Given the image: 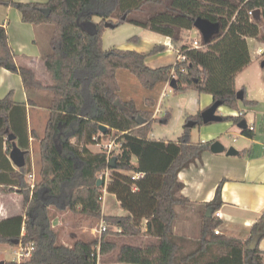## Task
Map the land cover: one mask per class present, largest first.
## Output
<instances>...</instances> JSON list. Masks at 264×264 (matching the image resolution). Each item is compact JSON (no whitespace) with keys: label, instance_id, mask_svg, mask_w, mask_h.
<instances>
[{"label":"trees","instance_id":"obj_1","mask_svg":"<svg viewBox=\"0 0 264 264\" xmlns=\"http://www.w3.org/2000/svg\"><path fill=\"white\" fill-rule=\"evenodd\" d=\"M0 3L17 7L25 23L53 27L51 51L43 58L50 77L45 84L33 68L18 63L7 28L0 24V68L19 74L27 92L46 91L50 96L43 135L39 137L34 130L30 133L39 137L40 181L32 188L27 180L31 160L30 152L25 151L26 162L16 172V185L0 186L6 192L19 189L23 196V213L0 219V243L15 245V240L19 241L17 245L33 243L32 255L22 264H98L99 240L78 237L71 245L62 242L54 225L52 209H55L71 212L79 227L106 223L99 264H193L210 247L216 248L214 259L204 264H264L259 248L264 239V211L247 240L214 232L221 225L215 213L223 204V181L213 200L206 204L214 212L204 218L196 249L179 256L180 241L173 229L177 207L190 202L182 193L184 183L179 173L201 158L213 141L194 142L187 126L177 140L149 138L157 119L156 99L146 98L141 107L135 99L122 98L118 77L120 69L127 70L146 90L175 79V93L189 89L208 93L214 102L221 101L239 112L241 103L248 108L257 106L258 101L248 99L246 94L243 100L237 98L236 79L253 61L248 38H257L264 44V0H0ZM258 9L260 15H250V11ZM95 16L100 17L99 22L94 21ZM198 18L218 28L201 40L204 48H192L184 42L185 31L195 28ZM86 21L92 24L89 28L84 24ZM106 22L130 23L167 36L179 50L185 51L187 61L149 67L147 56L163 51L164 45H156L150 53L117 47L105 49ZM16 105L13 92L0 98V139L15 134L12 112ZM223 118L239 124L244 114ZM169 119L168 113L160 121L167 123ZM190 120L197 121L196 126L204 124L201 112L189 116L186 122ZM102 125L107 126L105 131L100 128ZM242 133L253 138L255 129L250 130L248 125ZM97 135L101 141L107 136L116 138L121 151H112L109 158L105 150H91L89 147L97 143ZM29 137L28 134L26 142L19 138L25 148ZM9 151L8 146L6 152ZM107 168L111 176L107 183L103 180L98 186V174ZM136 173L143 175L133 178ZM105 186L128 214L103 213L101 197ZM139 236H145L146 240L138 243Z\"/></svg>","mask_w":264,"mask_h":264},{"label":"crops","instance_id":"obj_2","mask_svg":"<svg viewBox=\"0 0 264 264\" xmlns=\"http://www.w3.org/2000/svg\"><path fill=\"white\" fill-rule=\"evenodd\" d=\"M14 1L47 2L48 0ZM0 24H4L7 28L10 44L18 55V63L33 68L37 76L45 84H48L50 82V77L44 67L43 61L44 56L51 51V34L49 33L50 30L48 26L33 25L23 22L22 13L17 7L2 3H0ZM217 29V26L214 25L212 32L209 34L216 32ZM143 31L144 32H141L140 35L135 36L136 39H133L139 41L140 45H129L130 47L126 50H134L136 48V51L150 53L156 45H164L165 49L163 51L147 56L146 64L151 68L174 64L177 58L176 50L179 49V46L173 44L171 39L167 36L161 34L157 36L150 33V30L147 29ZM188 32L190 33V30L185 31V33ZM200 32L204 38L205 34L202 30H200ZM194 40L198 39L195 38ZM250 41V38H248V45ZM247 71H250L249 73L253 76V84L257 85L259 89L258 95H254V92L249 91L247 87L237 86V89L243 88L242 90H244L248 99L258 101V105L252 108L243 107V104H240L241 112L244 114L243 120L245 119L248 125H254L255 136L250 138L243 135L242 128L239 127V124H235L228 120H223V124L220 123L223 121H219L207 124L204 123L201 126L200 141L214 142L219 140L225 146V150L215 153L209 149L202 154L201 158L197 159L189 167L184 168L179 173V178L184 183L182 193L190 201L185 205L177 207L178 215L174 222L173 229L180 241L179 256L194 252L196 249V242L202 236L204 218L209 209L206 204L215 197L216 189L221 181H223V204L216 211L215 215L219 213L218 217L221 220V225L217 228H219L222 235L247 240L250 237L252 226L263 214L264 108L262 107L264 105V87L263 89L260 88V81H262L264 86V76L259 73V71L261 73L264 72L263 63L261 62V64H259L253 60L249 67L237 76L236 85L238 79L247 73ZM118 77L120 80L119 75ZM121 78L124 81L125 78L132 80L131 85L127 83L124 88L122 86L123 81L120 82L121 93L124 89L128 95V97L124 99H135L138 103L139 94H143L140 99L143 105L145 104L146 98L156 99L157 106L154 118H157V113L162 110V104L160 107V102L163 100L162 97L170 87L173 88L171 84L169 82L162 83L155 89L145 92L139 88L130 74L123 72ZM9 92H13L14 99L17 102L12 112L15 134H12L10 138L4 136L3 139H0V186L16 185V172L19 170V166H17L18 164H16V162L15 164L12 162L11 157L15 155L24 158L25 151L30 152V164L32 169L30 173L36 175L35 151L37 147L40 159L39 137L44 133L39 127L43 126L49 114L45 102L50 96L46 91L27 92L19 74L6 68H0V98L5 97ZM136 93L139 94L136 95ZM189 93H192L191 96L196 93V96L193 103L191 101L187 103L186 110L183 114L184 118L189 114H198L214 103L212 95L208 93H200L198 91ZM32 103H34V105H32ZM256 108H259V113ZM247 109L253 112L252 123L248 121ZM218 113L223 117L231 115L236 116L239 114V111L230 107H219ZM25 115L26 126L24 124ZM32 130L36 131L39 137L31 135L30 133ZM28 134L30 136L28 148H25L20 143L19 138L21 137L26 142ZM8 140L10 143L7 142ZM8 146L10 148L9 153L6 152ZM89 148L94 150L93 146ZM229 148H233L236 153L228 154L227 151ZM5 152L8 153V155H6ZM133 160L136 162L137 158L134 157ZM28 175L27 180L30 182ZM22 213L23 196L20 194L19 189H15L11 192L0 190V219L9 218ZM24 233L25 230L23 228L22 234ZM64 243L71 245L66 242ZM8 246V243H0V264L8 262L4 254L9 252L11 248L17 252L19 244L17 245L16 243L13 246ZM210 248L211 249H208V253L205 256L193 264H204L206 261L214 259L216 248ZM259 248L264 255V239L260 242ZM13 261L18 262L19 258L17 257L13 259Z\"/></svg>","mask_w":264,"mask_h":264},{"label":"rangeland","instance_id":"obj_3","mask_svg":"<svg viewBox=\"0 0 264 264\" xmlns=\"http://www.w3.org/2000/svg\"><path fill=\"white\" fill-rule=\"evenodd\" d=\"M94 21L99 22L100 17L95 16ZM84 24L86 26H88V28H89V25H92L91 22H89V21H86ZM43 25L48 26V28L50 30L49 33L52 36V33H53L52 25H50V24H43ZM199 29L200 28L196 26L195 28L190 30V33L189 32L185 33L184 34V42L191 46L193 43V40L195 38L198 40H201L203 38V36H202V33L200 32ZM143 30H144L143 27L133 25L130 23L120 24V25H117L113 28L112 27H106L105 33L103 36L104 47H105V49H110L112 47L117 46V48L121 47L124 49H128L130 47L129 45L135 44V46H139L140 42L137 40H133L132 38L140 35L141 32H144ZM150 33L155 34L157 36H160V34H157L155 32L150 31ZM250 40L251 41L249 44V50H250L252 60H255L256 63L261 64L262 61L264 62V54L258 52V49L261 48L262 50H264V44L262 41H260L257 38H254V37H251ZM257 57H259V58H257ZM123 72H126L128 74H130V73L124 69H120L118 71V75L120 76V82L123 81L122 86L124 88V87H126L127 83H128V85L129 84L131 85L132 80L129 78H125V81H124L121 78V74ZM249 72L250 71H247V73H245L242 77H240V79H238L237 86L238 87H240V86L241 87H247L249 91L254 92V95H258L259 89H258L257 85L253 84V81H252L253 76H251V73H249ZM251 72H253V71H251ZM259 73L264 76V72L261 73L259 71ZM130 76L133 78V80H135L134 82H136L138 84V86H139V88H141V90L148 92V90L144 89L138 83V81L136 80V78L133 75L130 74ZM260 82H261L260 88L263 89L264 86L262 84V81H260ZM242 89L243 88H241L239 90H242ZM189 92H196V91L189 89V90L184 91V92L175 93L173 91V88H171V87H170V89L167 90L165 95L162 97V99H163L162 102H160V107L162 104V107H161L162 110L157 113V119L153 122V128L149 134V138L157 139V140H160V139L177 140L178 139V137L184 132L186 121H187L189 115H191V114H189L188 116H186L184 118L183 114L186 110V105L189 101H191L192 103L195 101L196 93H194L195 95L191 96L192 93H189ZM139 93H136V95H138ZM120 94H121L122 98L128 97V95L126 94L124 89H123L122 93H120ZM141 95H143V94H139L138 105H140L142 107L143 104H142V102H140V99L142 97ZM46 104H47V101L45 102V105ZM242 106L244 107V105H242ZM221 107L222 108H224V107L228 108L224 105L220 106V108ZM262 108H264V105ZM256 109H257V112L259 113V111H260L259 108H256ZM168 113L170 114L169 121L167 123H162L160 121V119H163ZM247 113H248L247 114L248 121H249V123H252L253 122V112H251V110L247 109ZM47 118H48V115H47ZM47 118H46V121H47ZM46 121L43 124V126L39 127V129L42 132H44V129L46 126ZM220 123L223 124L224 121L220 122ZM24 124L26 126L25 122H24ZM201 126H195V127L191 128V138L193 141H200V139H201V133H200ZM112 140L113 139H111L110 136L104 137L102 140V144L107 143V142L112 141ZM91 146H93V149H94L93 151H95V152L105 150L103 145L98 144V143L92 144V145H90V147ZM113 151L118 153L121 151V149L119 147H117V148L114 147ZM5 154L8 155V153H6V152H5ZM11 160L15 164V161L12 159V157H11ZM40 165H41V163H40V159H39V155H38V149L36 147V151H35V169H36L35 179H36V182L40 181V179H41L40 172H39ZM107 181H106V183H107ZM103 197H104V200L102 201L103 213H105L107 215H125V214H128V211L121 207L116 195L114 193L108 192L106 190V187H105L104 192H103ZM52 213L54 215L55 228L59 231L60 240L62 242L72 244L74 242V240H76L78 237H84L87 239H91L94 237L90 233V228L97 225L98 223L94 224V225L86 224V225L79 227V226H77L75 216L71 212H69V211L60 212L58 210L52 209ZM137 240H138V242H144L146 239H145V236H139L137 238ZM10 246H13V245L9 244L8 247H10ZM4 256H5L6 261H8V262H11V261H13V259H16L18 257L17 252L13 248H11V250L9 252L5 253Z\"/></svg>","mask_w":264,"mask_h":264},{"label":"built area","instance_id":"obj_4","mask_svg":"<svg viewBox=\"0 0 264 264\" xmlns=\"http://www.w3.org/2000/svg\"><path fill=\"white\" fill-rule=\"evenodd\" d=\"M249 13H250V15L255 14L252 11H250ZM205 46L206 45L203 44V42L201 40L200 41L199 40H194L193 44H192V47H194V48H204ZM176 51H177L176 62H185V61H187V55H186L185 51H180L179 49L176 50ZM259 52L263 53L264 50L259 49ZM242 114H243L242 112H239L238 115H242ZM249 128H250V130H254L255 129L253 124L249 125ZM95 140L97 141L98 144L103 145L105 151H107V153L109 154V158H110V156L112 154V151H113L114 147H116V148L117 147H119V148L121 147V144L117 141L116 138L113 139L112 141H109V142L104 143V144H102V141L100 140L98 135L95 136ZM142 175H143V173H136V174H134L133 178H139ZM110 176H111V172H110L109 168L99 172V174H98V178L104 180L105 183H106L107 180H109ZM28 177L30 179L31 187L34 188L35 184L37 183L36 179H35V175L30 173L28 175ZM101 199H102V201L104 200L103 195H102ZM218 215H219V213H217V216ZM106 229H107V225H106V223L104 221H101L97 225H95L92 228H90L91 235H93L95 238H97L99 240V242H98V244L96 246L98 264L100 262V248H101L100 241H101V236L106 231ZM214 232H215V234H219L221 231L219 230V228H216ZM33 246H34L33 243H28V244L20 243L19 244V247L17 249V255H18V258H19V261H18L19 264H22L23 261H25L26 259H28L32 255Z\"/></svg>","mask_w":264,"mask_h":264},{"label":"water","instance_id":"obj_5","mask_svg":"<svg viewBox=\"0 0 264 264\" xmlns=\"http://www.w3.org/2000/svg\"><path fill=\"white\" fill-rule=\"evenodd\" d=\"M255 14L257 15H260L261 13V10H256L254 12ZM126 16H124L123 18H125ZM117 26L115 23L113 22H106V27H115ZM196 26L200 28V30L203 31V33L206 35V34H209L212 32V29H213V24L209 23L208 21H205L203 19H200L198 18L196 20ZM264 28V27H263ZM171 86L174 87L175 85V79H172L171 81ZM244 90H238L237 92V98L239 100H243L244 98ZM222 106V102L221 101H215L211 106H209L208 108H206L205 110H203L201 112V118H202V121L207 124V123H210V122H219V121H223L224 118L223 116H221L219 113H218V109L219 107ZM197 124V121L195 120H190L186 123V126L189 127V128H192L194 126H196ZM248 126V123L247 121L244 119L242 120L240 123H239V127L242 128V129H245L247 128ZM102 130H106L107 129V126H101L100 127ZM210 149L215 152V153H218V152H223L225 150V146L219 141V140H216L212 143ZM228 154H235L236 151L233 149V148H229V150L227 151ZM12 159L16 162V164H18L19 167L23 166L25 164V159L21 156H15L13 155L12 156ZM115 157L112 158V161H115ZM115 164L112 163L111 164V167H114ZM103 184V180L102 179H98L97 180V185L98 186H101ZM214 210L212 208H209L208 209V212L206 213V217L209 218L212 216ZM15 243H18L19 241L18 240H15L14 241ZM250 264H253L252 262Z\"/></svg>","mask_w":264,"mask_h":264}]
</instances>
